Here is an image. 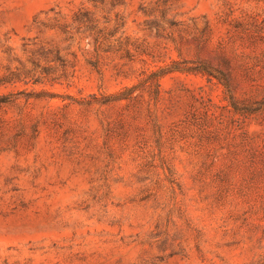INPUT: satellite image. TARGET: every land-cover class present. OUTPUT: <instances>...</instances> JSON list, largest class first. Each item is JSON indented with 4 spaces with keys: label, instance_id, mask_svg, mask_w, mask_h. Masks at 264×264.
Instances as JSON below:
<instances>
[{
    "label": "rangeland",
    "instance_id": "rangeland-1",
    "mask_svg": "<svg viewBox=\"0 0 264 264\" xmlns=\"http://www.w3.org/2000/svg\"><path fill=\"white\" fill-rule=\"evenodd\" d=\"M0 102V264H264V0H0Z\"/></svg>",
    "mask_w": 264,
    "mask_h": 264
},
{
    "label": "trees",
    "instance_id": "trees-1",
    "mask_svg": "<svg viewBox=\"0 0 264 264\" xmlns=\"http://www.w3.org/2000/svg\"><path fill=\"white\" fill-rule=\"evenodd\" d=\"M197 73L203 74V75H207L208 77H215V74L212 70L211 67L209 66H204L203 68H199L197 70H195ZM1 103V102H0Z\"/></svg>",
    "mask_w": 264,
    "mask_h": 264
}]
</instances>
